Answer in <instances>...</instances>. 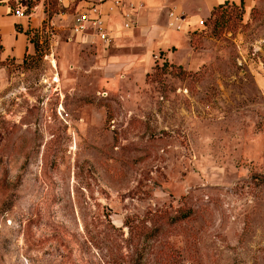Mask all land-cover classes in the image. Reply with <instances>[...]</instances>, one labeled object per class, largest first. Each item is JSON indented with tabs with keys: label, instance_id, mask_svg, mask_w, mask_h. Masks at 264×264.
Masks as SVG:
<instances>
[{
	"label": "rangeland",
	"instance_id": "374dc122",
	"mask_svg": "<svg viewBox=\"0 0 264 264\" xmlns=\"http://www.w3.org/2000/svg\"><path fill=\"white\" fill-rule=\"evenodd\" d=\"M16 1L0 264H264V0L110 9L107 45L73 32L84 0Z\"/></svg>",
	"mask_w": 264,
	"mask_h": 264
},
{
	"label": "built area",
	"instance_id": "2783aa9c",
	"mask_svg": "<svg viewBox=\"0 0 264 264\" xmlns=\"http://www.w3.org/2000/svg\"><path fill=\"white\" fill-rule=\"evenodd\" d=\"M84 6L76 13L72 21V30L77 35L97 37L106 45L113 40L107 23L108 11L114 9L125 18V28H132L135 21L131 17L134 9L143 5L142 0H84ZM123 10V13L121 12ZM15 14L25 15V9L16 8ZM169 24L174 29H181L184 21L182 13L176 9L168 11Z\"/></svg>",
	"mask_w": 264,
	"mask_h": 264
},
{
	"label": "crops",
	"instance_id": "0c3cea01",
	"mask_svg": "<svg viewBox=\"0 0 264 264\" xmlns=\"http://www.w3.org/2000/svg\"><path fill=\"white\" fill-rule=\"evenodd\" d=\"M221 1L224 0H204L209 11L216 4L215 2ZM243 1L247 4L250 0ZM16 8H20L16 0H0V54L4 57L19 59L31 48L27 31L32 25L27 17L15 14Z\"/></svg>",
	"mask_w": 264,
	"mask_h": 264
},
{
	"label": "trees",
	"instance_id": "16d2710c",
	"mask_svg": "<svg viewBox=\"0 0 264 264\" xmlns=\"http://www.w3.org/2000/svg\"><path fill=\"white\" fill-rule=\"evenodd\" d=\"M229 0H224V1H221V2H219L218 4H222V3H226V2H228ZM230 2H232V3H234L235 1H230ZM236 3V2H235ZM214 9V6L212 7V9L211 10H213ZM213 12V11H212Z\"/></svg>",
	"mask_w": 264,
	"mask_h": 264
},
{
	"label": "bare ground",
	"instance_id": "6f19581e",
	"mask_svg": "<svg viewBox=\"0 0 264 264\" xmlns=\"http://www.w3.org/2000/svg\"><path fill=\"white\" fill-rule=\"evenodd\" d=\"M55 61H53V63H54Z\"/></svg>",
	"mask_w": 264,
	"mask_h": 264
}]
</instances>
